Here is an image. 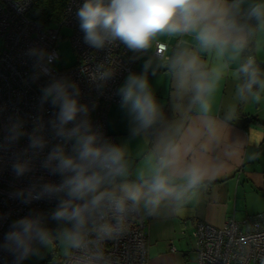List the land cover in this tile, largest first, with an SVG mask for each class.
Instances as JSON below:
<instances>
[{"label":"crops","instance_id":"0c3cea01","mask_svg":"<svg viewBox=\"0 0 264 264\" xmlns=\"http://www.w3.org/2000/svg\"><path fill=\"white\" fill-rule=\"evenodd\" d=\"M222 4L229 14L234 7H264V0H222ZM238 28L243 31L236 34L245 44L246 30ZM155 42L167 45L168 59L153 55ZM144 50L146 55L137 57L130 75L146 77L158 115L151 126L141 128L130 106L121 103L108 108L107 133L125 151V175L109 178V191L119 194L120 185L128 182L143 185L147 192L161 159L175 156L176 162L161 173L169 176L173 192L163 196L154 210L144 200L139 203L145 220L147 264H194L196 221L218 226L229 218L264 216V87L257 83L251 92L241 93L247 81L239 72L243 48L229 46L222 55L215 48L202 49L194 32L158 33ZM182 52L198 57V72L205 73V79L211 81L215 70L220 72L214 90L203 97L210 105L207 113L192 83L181 88L171 69L172 60ZM253 58L264 63V21L257 27ZM259 80L264 82V74ZM193 165L204 176L189 187L185 173Z\"/></svg>","mask_w":264,"mask_h":264},{"label":"built area","instance_id":"2783aa9c","mask_svg":"<svg viewBox=\"0 0 264 264\" xmlns=\"http://www.w3.org/2000/svg\"><path fill=\"white\" fill-rule=\"evenodd\" d=\"M34 0H0V123L9 116L23 122V128L31 133L37 122L44 125L42 134L46 145L43 149H28V136H23L12 148L0 150V264H25L15 246L7 239L16 231V221L38 220L48 230L50 242L58 247L59 227L72 224L53 218L61 201L68 199L64 192L44 194L40 199L25 203L13 195L19 190L41 192L46 184L60 185L65 176L45 167L52 149L61 141L54 135L50 121L57 109L50 100L43 99V89L56 80H64L76 86L77 99L88 108L87 120L101 143L115 144L114 136L107 133L106 117L112 104H121L120 88L139 55L145 50H131L119 40L106 42L102 48H94L84 40L77 12L85 0H67L56 25L43 26L30 19L28 11ZM70 28V42L77 61L66 68H58L57 45L61 39L59 28ZM42 50L53 59L43 73L36 67L37 57L31 50ZM167 45L155 42L153 55L163 60ZM252 55H245L242 64ZM107 74V75H106ZM71 154V143L65 145ZM27 161L29 170L17 177L13 165ZM55 162H53V166ZM82 203V201H76ZM106 214L92 213L86 225L80 229V243L71 246L67 257L55 264H147V239L145 220L140 205L129 208L122 218L105 209ZM109 224L111 232L101 231V225ZM194 264H264V216L257 214L242 221L226 219L221 225L198 220L195 223ZM35 241L31 243V249Z\"/></svg>","mask_w":264,"mask_h":264},{"label":"clouds","instance_id":"9594fccd","mask_svg":"<svg viewBox=\"0 0 264 264\" xmlns=\"http://www.w3.org/2000/svg\"><path fill=\"white\" fill-rule=\"evenodd\" d=\"M252 14L258 18L264 17V7L257 5ZM77 16L85 42L97 49L104 47L106 42L119 40L131 50H144L162 32H194L202 49L215 48L221 55L229 46L235 50L244 46L243 37L236 34L243 29L227 19L228 11L222 0H85ZM30 55L37 57L36 67L48 73L44 61L50 64L53 57L38 49L31 50ZM171 69L181 88L192 83L197 92L196 99L201 101L202 110L207 113L210 105L203 97L205 93L214 90L220 72L215 70V79L211 81L205 79L206 74L198 72V57L186 52L176 55L171 62ZM239 72L248 78L239 89L241 93L245 90L251 92L257 83L264 87V82L259 80V70L251 58L241 65ZM119 91L123 104L130 106L139 126H151L157 118L158 108L146 77L128 76ZM77 96L76 86L64 80H56L43 89V99L50 100L53 108L57 109L50 124L54 135L61 141L48 155L45 167H52L53 172L64 175L65 179L60 185H44L39 193L32 189L13 193L27 203L32 199H40L44 194L64 192L68 199L61 201L53 218L72 224V229H64L63 235L74 246L79 245L80 229L86 225L92 213L104 215L106 209L119 219L128 211L129 202L135 206L141 200L154 210L163 196L173 192L169 176L161 173L176 162L175 156L172 159H161L160 168L153 175L147 192L143 185L128 182L120 185L119 194L115 191H101V186L109 178L125 175V151L122 147L99 141L86 118L88 108L79 103ZM254 98L259 100V95L256 94ZM43 127L42 123L37 122L33 131L27 133L21 120L9 116L6 123H0V150L12 148L25 135L28 136L29 146L24 153L29 149H43L46 145L44 136L40 134ZM68 143H71V154L65 150ZM172 152L176 153L177 149H172ZM19 155L13 165L17 177L29 170V163H21ZM185 176L188 186L194 187L203 178L204 171L193 165L188 168ZM14 227L17 230L9 232L7 239L20 252L21 258L29 254L33 240L41 244L50 243L48 230L38 220L21 219L15 222ZM101 231L111 232L112 228L109 224H103Z\"/></svg>","mask_w":264,"mask_h":264},{"label":"trees","instance_id":"16d2710c","mask_svg":"<svg viewBox=\"0 0 264 264\" xmlns=\"http://www.w3.org/2000/svg\"><path fill=\"white\" fill-rule=\"evenodd\" d=\"M67 0H34L28 11V17L43 26L56 25L60 20L63 8ZM253 9H241L234 7L228 14L227 19L234 21L238 27H243L247 33V41L243 46V59L245 55L253 56V42L255 40L257 27L259 23L264 21V17L258 18L252 14ZM242 59V62H243ZM242 65V64H241ZM255 66L259 70V77L264 74V63H256ZM243 77L248 79L243 73ZM67 225H63V228Z\"/></svg>","mask_w":264,"mask_h":264},{"label":"rangeland","instance_id":"374dc122","mask_svg":"<svg viewBox=\"0 0 264 264\" xmlns=\"http://www.w3.org/2000/svg\"><path fill=\"white\" fill-rule=\"evenodd\" d=\"M59 32L61 34V39L57 45L59 59L56 63V66L58 68L70 67L77 61L76 54L70 42L71 30L66 26H61L59 28ZM109 182V180L105 181L100 190L109 191ZM64 229H69V227L65 226L59 229L58 247L55 252V245L53 243L50 242L48 244H41L39 241H35L31 251L27 256L25 264H55L59 259L67 257L71 251L72 244L64 237Z\"/></svg>","mask_w":264,"mask_h":264}]
</instances>
